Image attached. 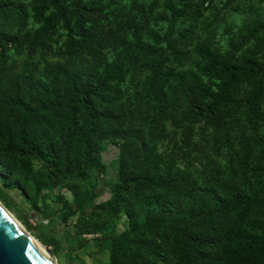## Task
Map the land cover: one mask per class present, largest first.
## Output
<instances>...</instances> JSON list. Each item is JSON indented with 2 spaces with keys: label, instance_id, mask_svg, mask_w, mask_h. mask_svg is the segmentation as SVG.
Instances as JSON below:
<instances>
[{
  "label": "trees",
  "instance_id": "obj_1",
  "mask_svg": "<svg viewBox=\"0 0 264 264\" xmlns=\"http://www.w3.org/2000/svg\"><path fill=\"white\" fill-rule=\"evenodd\" d=\"M141 1L131 0L137 19L120 11L110 18L102 0H31L29 5L0 0V202L31 230L2 190L19 191L37 206L42 188L51 185L72 195L71 201L58 198L82 213L81 234L111 230L121 218L150 232L137 249L108 235L105 264H264V136H253L259 148L254 162L248 150L237 156L230 180L214 176L202 185L183 172L163 173L161 157L141 129L128 125L132 100L153 96L161 103L167 91L184 89L187 122H208L243 107L255 129L264 99V16L247 24L246 34L255 37L252 53L238 55L235 44L220 52L199 43V75L175 73L167 69L170 58L159 44L165 42L180 62L181 52L171 47L169 36L195 11L189 13L186 1L153 0L149 8L161 2L169 12L168 31L152 34L154 45L143 37L147 20ZM212 2L202 0L197 7ZM30 18L38 24L35 30L29 29ZM57 29L66 36L58 49L63 60L43 66L30 61ZM10 51L26 54L16 76L7 65ZM128 66L148 72L142 92L133 97L119 87ZM243 84L251 91L238 98ZM108 145L118 149L111 165L103 161ZM109 168L115 184L109 198L95 205L101 191L85 183L95 173L105 177ZM33 237L57 253L54 239Z\"/></svg>",
  "mask_w": 264,
  "mask_h": 264
},
{
  "label": "rangeland",
  "instance_id": "obj_2",
  "mask_svg": "<svg viewBox=\"0 0 264 264\" xmlns=\"http://www.w3.org/2000/svg\"><path fill=\"white\" fill-rule=\"evenodd\" d=\"M22 1L29 5L31 0ZM184 1L191 5L189 13L195 11L196 16L193 15L187 20L181 18L169 36L172 41L171 47L181 52L180 62L173 57L165 42L159 44L165 48L170 58L167 69L172 68L175 73L191 70L199 75L197 65L200 58L195 52L199 43L210 44L220 52L235 44L238 55L254 51L255 37L246 34L247 24L255 17L264 16V0H213L206 9L197 7L202 0H182ZM102 2L110 18L115 11L131 13V16L141 18L139 12L132 6L131 0H121L118 4H113L111 0ZM152 2L153 0L141 1L147 20L143 37L155 45L157 43L153 40L152 34L167 33L169 12L164 10L161 2L149 8ZM28 9L31 15V8ZM163 14H166L165 19L160 16ZM36 28L38 24L30 18L29 29ZM185 33L186 37H183ZM129 37H132L131 33ZM65 39L64 31L57 29L56 34L46 40L44 46L38 49L30 61L40 62L41 66L44 65V61H62L58 49L62 47ZM258 57L261 58L262 55ZM25 59V53L21 55L15 54L14 51L8 53L7 65L13 75L20 74ZM147 75V71L128 66V72L119 87L126 97H133L136 92H142L143 80ZM203 80L208 82L206 78ZM172 84L177 85L176 81H172ZM251 88V85L243 84L237 97L242 98L251 91ZM187 91L184 89H177L174 93L167 91V98L161 103L156 102L153 96L132 100L130 105L132 113L128 125L141 129L156 154L161 157L160 168L163 173L183 172L197 179L202 185L214 176L230 180L231 167L237 165L236 159L239 154L250 150L254 162V155L258 153L259 148L253 142V136L257 134L264 136V99L260 104L262 120L255 129L247 121L243 107L208 122L200 120L191 124L184 120L190 111L186 99ZM117 153L116 146L108 145L103 153L105 164L111 165ZM88 184H94L97 190L101 191L94 201L95 205L106 201L109 198V188L115 184L113 171L109 168V173L105 177L99 173L92 174L85 183ZM2 191L8 196L14 209L31 225V230L26 229L16 219L15 214L7 210L27 233L32 237L34 233L42 234L59 244L58 251L53 257L54 264H105L110 254L108 238L110 234L119 236L120 243L127 249L144 246L149 238V231L138 229L135 227L137 223H129L124 218L117 220L111 230L104 232L90 230L81 234L78 227L83 215L78 209L66 208L59 200L60 195L68 201L72 200V195L61 187L44 186L37 206L19 191L5 188ZM83 209L85 212L89 210L85 207Z\"/></svg>",
  "mask_w": 264,
  "mask_h": 264
},
{
  "label": "water",
  "instance_id": "obj_3",
  "mask_svg": "<svg viewBox=\"0 0 264 264\" xmlns=\"http://www.w3.org/2000/svg\"><path fill=\"white\" fill-rule=\"evenodd\" d=\"M1 203V202H0ZM2 204V203H1ZM54 257L50 246H44ZM0 264H50L0 209Z\"/></svg>",
  "mask_w": 264,
  "mask_h": 264
},
{
  "label": "bare ground",
  "instance_id": "obj_4",
  "mask_svg": "<svg viewBox=\"0 0 264 264\" xmlns=\"http://www.w3.org/2000/svg\"><path fill=\"white\" fill-rule=\"evenodd\" d=\"M0 209L4 212V214L11 219V221L22 231L24 236L28 239L30 244L46 259L49 261L50 264H54L53 256L48 253L45 247L39 243L36 239H34L26 230L19 224V222L12 216L11 213L7 211L1 204Z\"/></svg>",
  "mask_w": 264,
  "mask_h": 264
}]
</instances>
